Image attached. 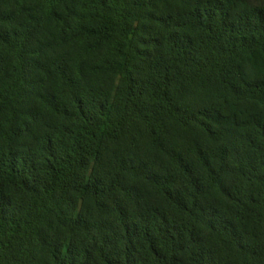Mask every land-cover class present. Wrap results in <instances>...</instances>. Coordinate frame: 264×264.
<instances>
[{
  "label": "trees",
  "instance_id": "16d2710c",
  "mask_svg": "<svg viewBox=\"0 0 264 264\" xmlns=\"http://www.w3.org/2000/svg\"><path fill=\"white\" fill-rule=\"evenodd\" d=\"M0 264H264V0H0Z\"/></svg>",
  "mask_w": 264,
  "mask_h": 264
}]
</instances>
